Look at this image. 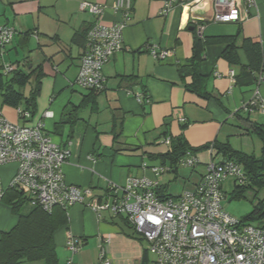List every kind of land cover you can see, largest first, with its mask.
I'll list each match as a JSON object with an SVG mask.
<instances>
[{"label":"crops","instance_id":"1","mask_svg":"<svg viewBox=\"0 0 264 264\" xmlns=\"http://www.w3.org/2000/svg\"><path fill=\"white\" fill-rule=\"evenodd\" d=\"M130 1L131 18L123 34V48L105 65V89L94 97L89 91H78L75 84L85 34L99 20L106 25L118 20L112 9L115 0H0V27L12 26L17 31L16 39L4 51L3 61L29 77L22 89L26 97L34 87L40 90L34 114L30 112L31 119L23 121L16 109L4 105V91L0 88L3 114L14 123H44L52 140L71 151L63 166L67 183L91 188L101 201L108 199L110 183L125 186L131 177L156 180L174 197L194 188L204 172H192L188 176L194 180L189 182L180 172L156 177L150 170L160 162L149 156L165 153L169 148L163 143L165 133L171 137L183 133L193 148L218 141L260 157L263 142L252 132V126L242 123L236 115L264 127L263 114L243 110L257 89L264 97V83H257L264 72V0H255L257 7L248 12L246 19L230 23L213 22L215 9L211 0ZM83 2L108 9L100 19L81 10ZM168 2L173 3V8L166 14ZM195 33L206 41L201 69L208 75L203 85L209 99L187 90L193 78L190 72L181 70L188 67L193 56ZM225 37L236 38L238 65L230 64L223 56L229 44L221 40ZM244 39L259 43L263 53V70L253 71L251 80L246 74L249 59L243 49ZM152 44L170 52L167 60L151 56L148 48ZM13 72L5 79H11ZM136 93L150 96L151 103L139 104ZM20 108L24 110V106ZM46 112L52 116L45 118ZM206 153L210 160V152ZM144 164L148 167L143 168ZM202 164L204 167L206 163ZM15 170L14 167L12 175ZM178 179L184 185L176 190V195L171 194ZM8 180L2 179L4 186ZM17 223L18 216L1 200L0 238ZM69 235L82 244L81 251L73 256L74 264H99V237L103 236L111 237L106 251L112 264L151 262L152 255L141 237L123 217L109 212L97 214L79 204L67 209V225L54 237L61 264L71 257L67 248ZM40 262L43 261L30 264Z\"/></svg>","mask_w":264,"mask_h":264},{"label":"built area","instance_id":"2","mask_svg":"<svg viewBox=\"0 0 264 264\" xmlns=\"http://www.w3.org/2000/svg\"><path fill=\"white\" fill-rule=\"evenodd\" d=\"M211 1L215 9V23L246 19L248 12L257 7L255 0ZM165 7L164 13L167 14L173 3L168 2ZM107 9V6L88 2L81 4V10H87L100 19ZM112 9L118 20L110 25L99 20L87 34L75 82L87 91L105 89L104 67L123 48V34L131 18L132 3L130 0H115ZM16 36L14 27H0V65L4 75L15 70L13 65L4 63L3 56ZM148 50L154 59L160 61L167 60L170 55L169 51L160 50L155 44ZM230 75L233 78L234 71ZM217 77L221 75L217 74ZM257 83L258 86L264 83V72H261ZM134 97L139 104L151 103L148 95L136 93ZM243 110L264 115V97L258 89ZM16 113L23 121L32 117L22 108L16 109ZM51 116V112L44 114L45 118ZM170 142L167 138L163 143L170 145ZM209 152L210 160L204 166L202 178L192 190H186L177 197L160 194L161 187L156 180L131 177L125 186L110 183L108 199L101 201L91 188L67 183L63 166L69 160L71 151L52 140L44 123H14L0 110V169L8 165L17 166L8 185H3L0 175V201L9 190H17L23 194L27 205L48 213L55 208L67 210L79 204L86 205L97 214L109 212L113 216H121L141 237L147 252L154 257V264H264V227L243 224L222 208V182L232 176L242 183L244 172L233 161L216 162L212 149ZM180 165L194 170L201 165V161L188 152ZM147 167L144 164L143 168ZM150 170L157 177L171 172V167L153 166ZM110 243V236L99 237V264H112L106 251ZM67 248L71 257L66 264H74L73 256L81 251L82 244L69 235Z\"/></svg>","mask_w":264,"mask_h":264},{"label":"trees","instance_id":"3","mask_svg":"<svg viewBox=\"0 0 264 264\" xmlns=\"http://www.w3.org/2000/svg\"><path fill=\"white\" fill-rule=\"evenodd\" d=\"M88 32L89 30L85 34L84 49ZM221 40L229 42L223 53L224 58L230 64L238 65L239 61L235 44L236 38L225 37ZM205 46L206 41H203V38L195 33L193 56L188 67L182 68L181 70H187L191 73L193 78V82L187 85V90L200 98L209 99L210 94L206 91L205 85H203V81L207 79L208 75H205L201 69ZM243 49L249 59L247 66L249 73L247 72L246 74L249 75L251 80V73H253V71L263 70L262 49L259 43H255L251 39L243 40ZM0 71H3L1 65ZM13 73L14 75L9 80L5 79L7 75L0 73V88L4 91V105L14 109L24 106L25 111L34 114L36 110L35 101L40 91L39 87H34L30 96L26 97L22 89L28 83L29 77L21 71L15 70ZM237 78L238 81H241L242 75H239ZM89 92L90 96L95 97L102 91L91 90ZM236 116L242 123L251 125L252 132L256 133L263 142L262 155L260 157L237 151L233 149L230 144L220 143L218 141L199 148H193L188 144L183 133L177 137H171L169 133H165L164 138H170L171 140L168 150L165 153L150 155L149 157L159 161V166H170L171 173L178 174L179 170L183 168L180 162L188 152L198 157L199 153L212 149V156L215 161L218 157H220V161H233L239 164L244 172L245 180L235 185L232 193L233 199L239 200L245 198V194L248 190H254L256 192L255 196L257 197L259 191H264V127L254 125L248 117H243L239 114ZM183 129H185V127ZM202 165L201 162L199 167ZM197 168L194 170L191 169L192 172H195ZM203 175L204 173L201 175V178ZM163 193H166V189L161 187L160 194ZM164 196L162 195V197ZM3 201L8 204L18 216V223L11 231L2 233L1 235L0 264H30L39 261H43L46 264H58L57 248L54 237L59 229L67 225V210L55 208L52 213H48L39 207H30L24 201L23 194L17 190H9ZM255 220L259 221L261 227H264V201H259L252 213L248 215L244 221L240 222L246 224L247 222H254ZM144 261H147L146 257Z\"/></svg>","mask_w":264,"mask_h":264},{"label":"rangeland","instance_id":"4","mask_svg":"<svg viewBox=\"0 0 264 264\" xmlns=\"http://www.w3.org/2000/svg\"><path fill=\"white\" fill-rule=\"evenodd\" d=\"M0 73L5 74L3 71H1ZM76 87L78 88V91H80L82 93L87 91L85 89L80 88L78 85H76ZM27 92H29V87L27 88ZM0 101H1V93H0ZM198 155H200L199 157L203 163H207V161H209V155L206 152L200 153ZM8 166L9 167L4 168L5 170L3 168L0 169V175L2 176L3 182L8 180V177L10 175H12L14 167L17 168L16 165H8ZM196 171H197V173H201V172L203 173L204 167H199V168H197ZM179 172H180L179 174L181 175V177L185 178L186 180H189V182L190 181L192 182L194 180V177L188 176L189 174L192 173L191 169H188V168L182 169L181 168L179 170ZM13 175H14V173H13ZM13 175L11 177H13ZM9 180H10V178H9ZM174 182H177V184L173 185L172 189H170V190H172V192L170 190L169 191L171 194L176 195V190L181 188L184 184H183V181L181 179H178L177 181H174ZM237 183H240L239 180L236 177H232V176L228 177L226 180H224V182H222V192L224 195V198L222 201V208L226 213H228L229 215H231L232 217H234L238 221H244V219L252 213V211L254 210L255 206L259 203V201H264V191H259V193L257 194L258 196L256 197L255 196L256 192L254 190H248L245 194V198L235 200L232 197V193H233L235 185ZM182 192L183 191H181V193ZM246 224H251V225H254L257 227H261V225H259L260 224L259 221H257V220H255L254 222H247ZM99 254H100V251H99ZM70 256H68V257H70ZM90 258L92 259L91 256H90ZM40 264H46V263L40 262ZM58 264H61L59 258H58ZM150 264H154V257L153 256H151Z\"/></svg>","mask_w":264,"mask_h":264},{"label":"water","instance_id":"5","mask_svg":"<svg viewBox=\"0 0 264 264\" xmlns=\"http://www.w3.org/2000/svg\"><path fill=\"white\" fill-rule=\"evenodd\" d=\"M192 29V28H191Z\"/></svg>","mask_w":264,"mask_h":264}]
</instances>
